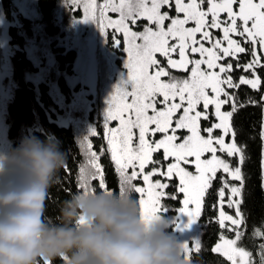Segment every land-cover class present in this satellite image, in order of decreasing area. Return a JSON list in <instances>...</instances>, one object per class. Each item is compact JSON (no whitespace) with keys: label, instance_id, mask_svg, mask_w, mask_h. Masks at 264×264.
<instances>
[{"label":"snow or ice","instance_id":"6c2138e0","mask_svg":"<svg viewBox=\"0 0 264 264\" xmlns=\"http://www.w3.org/2000/svg\"><path fill=\"white\" fill-rule=\"evenodd\" d=\"M67 3L74 12L82 9L81 19L94 21L123 50L127 69L103 119L106 149L93 150L90 138L97 135L93 127L81 138L82 159L75 176L67 164L64 167L77 191L135 193L146 222L159 218L165 200L182 195L179 211L188 218L184 228L200 221L205 207L216 212L208 221L220 230L212 253L227 264H264V225L254 226L249 236L243 211L248 145L238 142L233 123L240 109L249 105L261 107L264 116V95L242 104L233 91L242 85L257 92L264 87L259 74L264 70V0ZM173 9L175 15L170 14ZM190 22L194 27L187 26ZM141 25L142 30H133ZM242 57L247 61L241 62ZM173 70L186 73V78L173 75ZM237 70L245 73L238 81ZM113 121L117 127H109ZM258 135L264 187V118ZM105 154L118 178L115 188L109 186L101 162ZM158 154L160 159L155 158ZM209 200L214 203L208 204ZM246 238L252 249L244 245ZM202 250L200 238L185 241L180 255L186 264H194V254ZM59 260L67 264L68 256ZM38 264H56V259L40 258Z\"/></svg>","mask_w":264,"mask_h":264},{"label":"trees","instance_id":"16d2710c","mask_svg":"<svg viewBox=\"0 0 264 264\" xmlns=\"http://www.w3.org/2000/svg\"><path fill=\"white\" fill-rule=\"evenodd\" d=\"M170 14L175 15L174 9ZM81 15L82 9L72 11L67 0H0V59L5 51L10 63L8 72L0 77V153L10 152L22 139L29 137L55 140L66 152L67 165L73 176L82 159L81 138L91 128L96 127L97 130V135L90 138L93 150L99 152L107 147L103 127L106 91L101 89L105 82H100V79L107 78L113 67H123L124 75L121 78H127L125 62L123 65L122 56L119 55L121 53L125 56L123 50L115 46L94 21H84ZM109 15L114 19L118 17L116 13ZM80 26L84 27L82 31H79ZM92 26L102 35L95 48L99 63L96 84L98 94L93 97L90 92L86 95L83 92L78 96L81 78L76 74L74 61L84 51L83 36L86 28L91 29ZM187 26L194 27V24L190 22ZM133 30H142V25L133 26ZM214 34L219 35V32L214 31ZM190 58L198 59L199 56ZM160 59L166 63L163 58ZM247 59L248 57H242L241 62ZM111 61L113 64H110ZM172 74L184 78L187 76L186 73L175 70ZM259 74L264 79V70ZM241 75L245 73L237 70L234 79L238 81ZM82 87L85 89V84ZM233 91L237 92L242 104H246L249 97L259 100L264 95V87L257 92L242 85ZM224 110L230 109L225 106ZM262 118V108L253 105L242 107L233 118L238 142L248 145L243 211L249 236L254 226L264 225V187L260 179L261 142L258 135ZM110 124L115 125L113 122ZM155 138L159 139L160 136ZM155 158L161 157L158 154ZM101 162L105 166L109 186L115 188L118 178L109 163V154H105ZM139 183L142 185V181ZM67 189H72L71 193L77 191L74 180L65 174L63 168L49 189L46 219L57 220L61 204L71 194ZM168 191L173 192L174 189L169 188ZM133 196L138 200L137 194L133 193ZM182 198L180 195L177 200H165V210L155 219L158 226L164 227L180 243L182 240L176 234V220ZM211 203L214 201L209 200L208 204ZM225 210L233 212L227 208ZM215 215L216 212L211 207H205L201 220L193 223L188 241L200 238L203 249L201 253L194 254V264H227L222 257L211 252L220 231L217 224L208 223L209 218ZM244 245L252 249V242L247 238ZM56 264H61L59 258L56 259Z\"/></svg>","mask_w":264,"mask_h":264},{"label":"clouds","instance_id":"9594fccd","mask_svg":"<svg viewBox=\"0 0 264 264\" xmlns=\"http://www.w3.org/2000/svg\"><path fill=\"white\" fill-rule=\"evenodd\" d=\"M66 164L55 140L29 137L0 153V264L61 255L67 264H186L181 243L142 218L131 192L74 191L57 220L46 219L49 189Z\"/></svg>","mask_w":264,"mask_h":264},{"label":"rangeland","instance_id":"374dc122","mask_svg":"<svg viewBox=\"0 0 264 264\" xmlns=\"http://www.w3.org/2000/svg\"><path fill=\"white\" fill-rule=\"evenodd\" d=\"M83 29H84L83 26L79 27V31H82ZM101 36L102 35L96 31L95 26H92L91 29L86 28V33L83 36L84 51L80 53L79 56H77L76 60L74 61V69L76 71V74L78 75V77L80 76L81 78L80 79L81 80L80 90L78 92V96H80L83 92L85 93V95L88 92H90L91 96L93 97L98 94L96 84L98 81L97 69H98L99 63L97 60V51L95 48L97 47L98 42L101 40L100 39ZM100 48H102V46H100ZM119 55L122 56L121 61H122V64L124 65L125 56L122 55L121 53ZM110 64H113L112 61L110 62ZM9 65L10 63L8 61V56L6 52L4 51L3 56L0 59V77H3L8 72ZM122 68L123 67L121 68L113 67V69L111 70L107 78L102 77L100 79V82H105L104 87H101V89H105L106 91L105 93V112H106V109L108 108V101L110 100L109 98L111 94L114 92L115 87L117 85H120L123 81L126 80V79L122 80L121 78V76L124 75ZM5 83H7V85L9 86L8 82H5ZM83 84H85V89L82 87ZM90 107L91 106L88 104V108ZM104 116H105V113L103 114V119H104ZM113 123H115V125L110 124L109 127L118 126L117 121H113ZM187 219H188L187 216L182 214L179 211V215L176 220V227L177 225H180V226L176 228V234L182 240V243L185 241H188V238L191 237V233H192L193 224H191L188 228L183 227V224L187 222Z\"/></svg>","mask_w":264,"mask_h":264},{"label":"bare ground","instance_id":"6f19581e","mask_svg":"<svg viewBox=\"0 0 264 264\" xmlns=\"http://www.w3.org/2000/svg\"><path fill=\"white\" fill-rule=\"evenodd\" d=\"M31 24V23H30Z\"/></svg>","mask_w":264,"mask_h":264}]
</instances>
